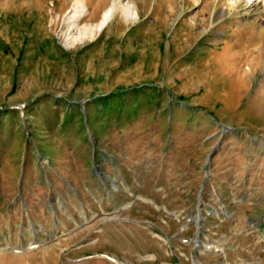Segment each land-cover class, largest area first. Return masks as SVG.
Wrapping results in <instances>:
<instances>
[{"label": "rangeland", "instance_id": "374dc122", "mask_svg": "<svg viewBox=\"0 0 264 264\" xmlns=\"http://www.w3.org/2000/svg\"><path fill=\"white\" fill-rule=\"evenodd\" d=\"M127 2L0 0V264H264V0Z\"/></svg>", "mask_w": 264, "mask_h": 264}, {"label": "bare ground", "instance_id": "6f19581e", "mask_svg": "<svg viewBox=\"0 0 264 264\" xmlns=\"http://www.w3.org/2000/svg\"><path fill=\"white\" fill-rule=\"evenodd\" d=\"M87 3L88 0H74L71 10H69L67 16H65V27L67 31L64 33V36H66L65 40L70 47L83 40L94 38L93 36L95 33L100 32L106 26L118 9H121L128 18L138 19L139 17L136 8L130 2H127V0H114L112 6L105 12L101 23L97 26H81L80 22L89 12ZM72 34L76 35L70 37ZM198 244L199 247H201L202 243L199 242Z\"/></svg>", "mask_w": 264, "mask_h": 264}, {"label": "crops", "instance_id": "0c3cea01", "mask_svg": "<svg viewBox=\"0 0 264 264\" xmlns=\"http://www.w3.org/2000/svg\"><path fill=\"white\" fill-rule=\"evenodd\" d=\"M107 10H105V12ZM138 16H139V14H138ZM103 18H104V15H103L101 21H99V23H101L103 21ZM138 19H139V17H138ZM135 20H137V19H135ZM108 23L106 25H108ZM214 179H217V177L216 178H213L212 180H214ZM215 182L217 183L218 181L216 180ZM263 201H264V199L263 198H260V199H258V201L257 200L254 201L252 203V206H257V205H259L258 204L259 202H263ZM241 204H242V206L244 205V199H243V202ZM127 210L131 211V210H133V207L130 206V208H127L124 211L127 212ZM262 217L263 218H260V221L258 223L259 226L257 225L258 226L257 228H260V229L264 230V216H262ZM247 221H249V218L247 219ZM92 222H94L93 219H92L91 223ZM101 223L102 222H100L98 224H101ZM258 231H261V230H258ZM129 232L131 233V230H129ZM96 234L98 235V237L95 238V240H94L93 243H95V245H94L95 247H97L98 249H102L101 250L102 253H97L94 256H88V257H85V258L81 259L80 260V263L81 264H104V262H106V259L104 257L98 256L100 254H107V255L116 256V257L121 256V254L118 251H115L113 249V246L115 245V238H116V236L114 235V229L111 226L110 227L105 226L103 228L102 227H98V231H97ZM132 235H133V238L135 239L136 238V233L134 231H132ZM125 238L129 240L130 236L125 235Z\"/></svg>", "mask_w": 264, "mask_h": 264}, {"label": "water", "instance_id": "95a60500", "mask_svg": "<svg viewBox=\"0 0 264 264\" xmlns=\"http://www.w3.org/2000/svg\"><path fill=\"white\" fill-rule=\"evenodd\" d=\"M214 154H212L211 155V158H210V160L212 159V156H213ZM210 160H209V162H210ZM209 176V174L207 175V177ZM205 188V185L203 186V189ZM199 208H200V212H202V203H200V205H199ZM209 215H212V213H210ZM189 222H195V223H197V226L199 227V230L201 229V225H200V223H202L203 222V218L201 217V218H199V219H191V220H189Z\"/></svg>", "mask_w": 264, "mask_h": 264}]
</instances>
